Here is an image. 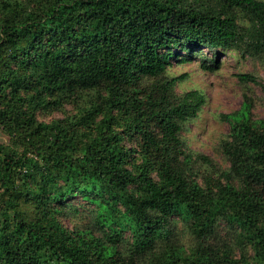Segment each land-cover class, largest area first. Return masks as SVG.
<instances>
[{
    "label": "trees",
    "instance_id": "obj_1",
    "mask_svg": "<svg viewBox=\"0 0 264 264\" xmlns=\"http://www.w3.org/2000/svg\"><path fill=\"white\" fill-rule=\"evenodd\" d=\"M227 50L264 57V0H0V264H264V119L224 115L229 165L200 182L184 132L206 96L168 75Z\"/></svg>",
    "mask_w": 264,
    "mask_h": 264
},
{
    "label": "rangeland",
    "instance_id": "obj_2",
    "mask_svg": "<svg viewBox=\"0 0 264 264\" xmlns=\"http://www.w3.org/2000/svg\"><path fill=\"white\" fill-rule=\"evenodd\" d=\"M203 53L212 55L211 51L204 49ZM218 57L222 64L216 71H207L202 67V54L195 57L189 56L187 52L180 51L179 57L171 59L168 67V75L178 77L185 75L176 84V92L184 94L190 90H199L206 96L199 116L187 123V130L184 136L195 155L194 171H198V180L202 182L203 171L215 180L220 178V170L228 167L222 143L230 133V125L223 116L239 110L243 103L248 100L251 103V114L253 119H264V93L260 84H264V57H253L239 51H221ZM250 73L256 76L260 84L253 82H242L238 75ZM73 105L67 104L65 110L71 112ZM67 113L53 111V113L40 114L42 120H50L53 117L63 118ZM0 144H9V137L0 128ZM199 155H205L211 159V165L200 160ZM198 158V159H197ZM200 171V172H199ZM203 173V174H201ZM73 202L82 203L81 197H76ZM75 220V221H74ZM74 221V222H73ZM89 218L85 215L65 220V223L72 227L75 223H88ZM178 233L184 237V241L190 243L192 238L187 235L180 221H176ZM219 236L227 239L233 244L234 254L240 257L242 248L238 246L233 233H228L225 223L222 224ZM249 256H252L251 249L244 247Z\"/></svg>",
    "mask_w": 264,
    "mask_h": 264
}]
</instances>
